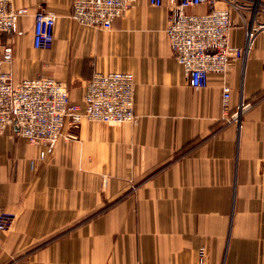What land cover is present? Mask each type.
<instances>
[{"label": "crops", "instance_id": "crops-1", "mask_svg": "<svg viewBox=\"0 0 264 264\" xmlns=\"http://www.w3.org/2000/svg\"><path fill=\"white\" fill-rule=\"evenodd\" d=\"M241 3L231 9L239 46L250 23L264 22L263 5ZM11 5L27 9L18 30L2 36L14 49L4 66L13 82L54 76L84 108L96 71H130L139 120L84 117L66 125L71 138L44 159L43 145L15 125L0 133V212L11 215L0 231V264H264V57L234 59L196 88L171 47L167 0L160 7L134 0L111 29L79 24L73 0ZM40 9L57 15L50 48L34 47ZM255 49L264 52V27Z\"/></svg>", "mask_w": 264, "mask_h": 264}, {"label": "built area", "instance_id": "built-area-1", "mask_svg": "<svg viewBox=\"0 0 264 264\" xmlns=\"http://www.w3.org/2000/svg\"><path fill=\"white\" fill-rule=\"evenodd\" d=\"M134 0H73L72 17L88 27L111 29L114 20L121 16ZM218 0H167L171 10L167 33L173 53L183 66L191 86L206 87L212 73L224 74L234 59L246 60L252 53L264 57L255 49L258 25L250 23L246 28L244 45L231 41V30L237 24L231 9L243 6L241 0H226V8H217ZM254 8L264 0H251ZM151 5L163 6L165 0H149ZM202 3L212 8L205 13H191L188 8ZM253 8V9H254ZM27 12L25 7L14 8L11 0H0V133L7 126L15 125L18 133L31 143L42 144L40 157L50 155L60 140L71 138L66 125L73 129L84 117L108 122H136L135 77L130 71H96L86 84L83 95L84 108L70 99L65 83L54 76L38 74L13 82L5 63L12 61L14 49L11 43H3L4 33L18 30L19 17ZM57 15L40 9L35 13L34 47L50 48L56 32ZM231 88L223 87V104L229 107ZM244 108L241 103L232 119L238 120ZM230 119V121L232 120ZM11 215L0 212V231L6 230Z\"/></svg>", "mask_w": 264, "mask_h": 264}, {"label": "rangeland", "instance_id": "rangeland-1", "mask_svg": "<svg viewBox=\"0 0 264 264\" xmlns=\"http://www.w3.org/2000/svg\"><path fill=\"white\" fill-rule=\"evenodd\" d=\"M80 24V23H79ZM81 25H83V24H81ZM85 26V25H84Z\"/></svg>", "mask_w": 264, "mask_h": 264}]
</instances>
